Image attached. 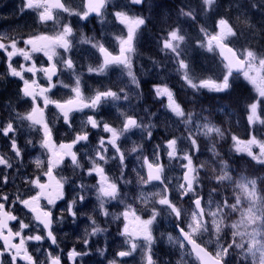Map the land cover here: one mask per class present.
I'll return each instance as SVG.
<instances>
[{"label": "snow or ice", "instance_id": "1", "mask_svg": "<svg viewBox=\"0 0 264 264\" xmlns=\"http://www.w3.org/2000/svg\"><path fill=\"white\" fill-rule=\"evenodd\" d=\"M200 3L203 14L207 15L214 10L217 0H200ZM79 7L81 10L75 11L66 7L61 0H21V6L17 9L21 17L33 16L34 22L41 25L51 22V34L49 30L20 31L19 38H16L8 32L0 33V56L4 57L7 65L5 75L19 78L22 86L17 96L24 104L30 105L29 110L23 113L17 111L12 103L7 105L9 115L6 121L0 123V137L7 141L8 150L15 160L22 161L23 149L18 143L17 134L27 122V128L38 133L39 147L47 159L46 170H43V159L36 157L34 160L36 169L42 170V175L20 176L18 167L14 169L12 158L0 153V264H65V261L84 264V258L92 255L89 238L106 232V229L88 216L91 230L86 229L84 238L78 241L81 249L72 247L65 251L60 248L55 226L62 225L65 216L75 223L78 212L83 215L81 209L90 192L94 193L98 203V209L94 211L98 210L100 215L114 221L121 220L123 224L122 229L118 230V235L124 238L123 245L111 259L106 258V264H128L127 258H134L138 248L141 264H157L152 251L155 241L152 226L158 222L161 213L173 220L178 232L176 237L169 234L168 242L173 246L178 244L180 249L191 245V252L195 253L200 264H264V175L249 176L244 169V165L251 162L264 169V140L258 139L255 134L256 125L264 126V53L258 54L251 47L230 46L240 40L242 33H238L224 17L215 20L211 25L212 30L199 26L194 38L180 23H175L163 30L156 40L159 51L174 62L173 70L180 76L182 88L191 90L192 95L186 98L188 103H196L205 91L231 96L241 86V78L254 87L255 95L250 96L251 102L244 107L245 131L249 138L241 139L229 132L232 151L244 153L250 160L244 161L241 157L239 167L230 165L222 158L218 160L219 172L212 169L214 175L211 181L217 188L232 185L233 194L214 200V195L221 194L216 188L205 192V185L201 184L200 173L205 171L207 161H199L197 154L201 152V146L198 141L200 137L224 139L225 130L209 116L203 115L207 109L202 107L200 113L186 111L174 90L168 86L166 77L160 76V83H153L151 92L154 102H158L161 109L152 112L144 107V115H141L140 105L145 97L141 81L134 71L133 57L137 54L136 45L147 30L151 16L135 13L141 9L152 13L160 8L159 0H81ZM251 7L264 14V0L252 3ZM54 9L60 10L57 16L67 14L65 19L68 22L58 25L57 16L53 15ZM106 15H110L112 20H106ZM179 16L199 24L192 10L181 8ZM71 17H76L77 24L91 22L90 17L98 19L101 24L100 37L85 36L82 29L77 35ZM106 24H112L120 34L105 31ZM249 27L254 30V26ZM83 45L89 46L85 50L88 55L100 61L95 67L91 64L87 66L88 74L107 76L109 70H119L120 76L113 82L114 87L104 85L100 90L91 88L86 81L82 84L85 73L77 71V64L70 53L74 47ZM57 50H62L64 55ZM197 50L215 54L210 66L200 67L196 64L192 53ZM40 53L46 57L47 66L44 63L38 66L37 54ZM216 56L219 57L218 61ZM14 57L22 58L24 63L17 60L18 67L14 66ZM152 63L158 73L167 70V66H162L158 60ZM64 72L71 73L74 78L72 85L61 79ZM26 74H30V78H25ZM38 74L44 78L45 84L39 82ZM125 77L128 84L120 86L119 81ZM2 79L4 76L0 75ZM129 85L133 91L131 96L126 90ZM85 87L89 88V95H85ZM59 88L69 89L70 96L51 99L49 94L55 95L53 90ZM108 104L116 109L115 117L109 111L112 122L100 112ZM121 105L124 107L121 108ZM225 109H230V105L222 103L215 110L224 115L232 114L231 111L225 112ZM85 110L92 114H86ZM161 110L182 123L187 129L186 133L176 135L165 127L162 130L166 135L159 136L161 129L153 121L159 118ZM46 112L50 115H46ZM75 113H85L79 130L73 126ZM97 116L100 118L97 119ZM57 124L67 129L69 142L56 144L54 129L56 138H59ZM137 134L139 139L133 140L132 137ZM32 143L28 139L25 146ZM129 144L130 147L127 146ZM122 145L125 147L122 148ZM254 147L257 151H253ZM210 151L213 157L220 156L215 144H212ZM194 156L198 164L194 162ZM66 158L74 171H81L82 180L91 178L95 183L76 185L67 177L58 179L54 170L60 169ZM82 160L85 162L81 163ZM174 167L181 170L179 176L169 175ZM9 169H14L16 176L9 173ZM233 172L236 173L235 177ZM132 175L135 176L138 194L131 198L132 203H126L128 193L122 194V189L132 185V179L128 178ZM17 176H20L26 190L5 191L10 178L14 183ZM42 178L47 179L42 182ZM65 185L69 186V194L75 193L71 199L66 196ZM145 186L156 190L145 192ZM137 200L144 206L151 202V207L141 208L148 215L147 219L137 214L139 206H133ZM230 200L233 202L230 203ZM41 201H44L43 205ZM114 201L123 205V211L119 214L110 213L106 208ZM185 203L187 207H184ZM17 212L20 214H15ZM237 214V220L225 224V217ZM10 222L14 223L10 226ZM227 232L231 233L230 238L222 243V233L227 236ZM203 234L209 235L210 238L202 243L213 246L212 252L193 239L194 236L202 239ZM17 239L18 242H14ZM95 252L104 257L108 252L107 240L105 247L97 248Z\"/></svg>", "mask_w": 264, "mask_h": 264}, {"label": "rangeland", "instance_id": "2", "mask_svg": "<svg viewBox=\"0 0 264 264\" xmlns=\"http://www.w3.org/2000/svg\"><path fill=\"white\" fill-rule=\"evenodd\" d=\"M7 1H9L11 4L10 0H7ZM165 1H167V2H165ZM228 2H230L231 6H233V10H238L235 14H233V16H235V17L241 16V14L245 10H247L246 8H244L246 3L243 2L242 0H236V2H234V3L231 2V0H229V1L225 2V4H223V5L219 4L217 1L216 5L214 6L213 11L215 13H217L219 11H220V13H226L229 10ZM159 3H160V8L155 9L152 13H149L148 11H145V10H142V12H136L135 13V14H141L142 13V15H144L145 17L151 16V19L149 20V23L147 25V30L144 32L142 39L137 43V51L140 53V57L144 58V60L143 61L133 60L134 71L137 70L136 69L137 63H140L143 67L147 66V75L148 76H143V77H145V78L148 77V80H147V88L148 89H150L152 86L151 80H159L160 76L166 77V81H167L168 86L174 90V92L177 95V98L183 104L186 111L191 110L195 113H200L201 108L203 107V108L207 109V111L203 112V115L209 116L212 119V112H211L212 105L210 103L212 99H215L217 101V107L221 106L222 103H227L230 105V107H232L235 101L241 100L240 97L232 96V95L231 96H225L224 94H214V93H208L207 91H205V92H202L200 94V96L197 98L196 103H188L186 98L192 95L191 90H185L182 88V81L180 79V76L178 74H176L175 71L173 70L174 69V62L171 61L170 59L166 58L165 55L159 51L158 45L156 43V40L159 39L160 35L163 34V30L167 29V27L169 25H173L175 23H180L185 29H187L188 33L193 38L197 36L199 26H204L205 28L212 30L211 25H214L215 21L212 22V20L210 19L209 14L211 13V11L207 15H204L203 11H202V5L200 3V0H198V2H197V0H159ZM181 8H183L185 11L192 10L193 14L197 17L199 24H194V23L188 21L186 18L180 17L179 11ZM71 9H73L75 11L81 10V9H74V8H71ZM252 9H254V8H252ZM253 11H255V10H253ZM130 14H132V13H130ZM66 16H67V14H66ZM155 16L160 18L162 23L166 24L163 27H159L160 30L157 32H153V31H156V29H155V27H156ZM219 18H221V17H218L216 20H218ZM70 19H71V21L76 22V17H71ZM106 20L111 21L112 17L110 15H106ZM66 22H68V21H66ZM72 26H73V24H72ZM100 26H101V24H100ZM81 29L83 31V34H85L86 29H87V24L85 22H82L81 25L79 26V28L77 30V35L80 33ZM100 30H101V28L93 27L91 29L90 37L93 35H96V37L99 38L100 37ZM104 30L108 31V32H114L116 35L120 34L112 26V24L104 25ZM5 32H8V29H6ZM10 35H12V34H10ZM12 36L19 38V36L15 35V34H13ZM255 36H256L255 31H249L246 34H243V38L240 39L234 45L238 48H240V47H251L253 50H256L253 46H251ZM105 43L107 45V42H105ZM189 43H191V41H189ZM152 47H154V49H152ZM74 48L78 49V46L74 47ZM149 50L152 51L151 53L159 52V57H156L154 55V53L149 54L150 53ZM257 53L260 54L258 51H257ZM70 54L75 55L77 64L79 67H81V63H82V60L84 57V54L81 51V49H78L77 53L71 52ZM211 54L212 53H208V52H205L203 50H197V51L192 53V55L195 57L196 64L199 65L200 67H208L211 65L209 62V60L211 61V58H210ZM77 57L81 58L82 60L80 62H78ZM15 58H14V60L17 61ZM153 60L160 61L162 66L166 65L167 70L158 73L156 68L153 66V63H152ZM87 62L89 64H91L92 66L97 65V62L94 59H90ZM14 66H18V65L16 63H14ZM64 74L66 76H68L71 73L64 72ZM6 82L11 83V81L9 79ZM241 84L248 87V90H249V93L251 94V96L255 95L253 85L249 84L247 81H243L242 78H241ZM147 94L149 95L150 93L148 92ZM50 97L52 99L51 94H50ZM1 98L2 99L0 101V112H2L1 114L3 116V121H6L8 119V115H9V110L7 108L9 99L5 93H2ZM149 100H150V97L148 96L147 102H146V107H148L150 111L157 112L158 109H161V108L152 109V104L150 103ZM244 101L248 102L247 97L244 98ZM250 102L251 101H249L248 103H250ZM29 108H28V110H29ZM121 108H123V105H121ZM225 112H229V109H225ZM239 112L244 113V110L242 108H239ZM85 113L88 115L92 114L90 112H85ZM85 113H80V114H83L85 116ZM215 113L217 115H224V114L217 112V111H215ZM225 116L227 118H233V114H229V115H225ZM245 118H246V112H245ZM145 122H147V117H145ZM153 122L157 124V127L159 129H161L160 132L162 133V136L166 135V133L162 130L165 127H167L170 130V132H175L176 135L185 134L187 131V129L184 127V125L182 123H180L178 120L171 117L170 115H165L162 110L159 113V118L154 120ZM228 128L229 127H227V126L223 127V130H225V138L224 139L211 140L210 138L200 137V139L198 141L200 143V146H201V152L197 154L199 156V161H201V156L203 154L206 155L207 158L204 161H207V164L210 165L211 169L213 167L212 163L216 164V166H218V160L221 158L225 159V155L227 154V150L230 153L233 152L232 148L230 146H228L226 144H221L222 141L229 142L228 139H230V141H231ZM255 129H256L255 134L257 135V138L264 140V126L256 125ZM239 136L241 139H245V140L249 138L248 135L246 134L245 130H243ZM20 140L26 141V140H28V138L21 136L19 141ZM133 140H137V139H133ZM231 143H232V141H231ZM56 144L59 145L58 143H56ZM212 144H215L216 150L220 154L219 157H213V155L210 151ZM1 146L7 147V144L1 145ZM127 146L130 147L131 145L129 144ZM184 146L185 145H181V147H184ZM123 147H125V145H122V148ZM1 149H0V153H1ZM7 149H8V147H7ZM253 151H257V149L254 147ZM9 153H10L11 157H13L12 153L10 151H9ZM26 158L28 159V157H26ZM31 159H33V158H31ZM193 159H194V162L198 164L199 161L196 160L195 156ZM84 162L85 161H83V160L81 161V163H84ZM18 165H19V169H22L24 167V164H22L20 162L18 163ZM216 168L219 169V167H216ZM244 169H246L245 174H247L249 176H252V175L258 176L261 173L259 171L261 169L259 168V166L255 165L254 162L246 163L244 165ZM202 172H203V174L200 173V175L202 177L201 184H204L203 181H205L207 183V185L209 186L208 189L212 188L211 184L213 187H216L217 185L211 181V177L214 175L213 171L212 172L202 171ZM205 172H207V176H205ZM180 174H181V170L178 167H174L171 170V172H169V175L179 176ZM128 178L132 179L133 183H132V185H129L127 188L122 189V194H123V192H127L129 198L126 200V203H132L131 198L135 197L138 194V192L136 190L135 176L132 175V176H129ZM86 180H88L89 182H92L93 184L95 183V180H93L91 178H86ZM226 186L232 188V185H230V184H226ZM144 190H145V192H150V191H155L156 189L152 188L151 186H145ZM20 191H23V190H20ZM65 192H67V190H65ZM217 192L219 193L218 190H217ZM232 194H233L232 191H230V193L228 195H224V196H231ZM71 196L72 195L68 194L67 197L69 199H71ZM213 199L214 200H220L221 196L220 195H214ZM88 204H93L95 206V208L98 209V203H97L96 199L92 202L87 199L85 205L82 208L83 214H85L86 205H88ZM62 206L63 205L61 204V207ZM133 206L134 207L139 206V207H137V214L141 215L142 219L148 218V215L146 214V212L141 211V208L151 207V202H149V204L147 206H144V205H141V202L139 200H137L136 204ZM184 207H187V206L184 204ZM106 208H108L110 213H114V214H119L120 212L123 211V205H120L116 201L112 202L111 204H107ZM89 216H91L93 219H95L97 221V224L101 228L106 229V232L98 234L95 237L89 238L90 239V246L92 248V255L84 258V264H106V258L111 259L114 252L116 250H118L119 248H121L123 245L124 238L118 235V230L122 229V227H123L122 221L121 220H115L114 221L110 217H103L102 215H100L98 210H97V213L89 215ZM238 218H239L238 214L236 216H227L224 218V222L226 225L231 224L232 222H234ZM157 220H158V222L152 226V234L155 238L152 251L154 253V257H159L160 255L162 256L161 260L158 259L157 264H177V262H180V264H186L187 261H191L189 259V257L187 256L185 250L180 249L178 244L176 246H173L172 244H170L168 242V235L169 234L172 235L173 237L177 236V234H175L174 231L172 230V228L174 227L173 226V220L166 218L163 213H161V216L158 217ZM78 228H82V225H80ZM86 229L88 231L91 230L89 228V226H85L81 230V232L78 234L77 237L78 238H81V237L84 238V234H85ZM241 230H243V228H241ZM225 231H227V230H225ZM161 233H164V235L161 236L160 235ZM230 235H231L230 232H227V236H225L224 233H222V236L224 237V239H222L221 242L223 243L225 239L230 238ZM194 238L199 240L202 243V241H207L210 237L208 234H203L202 239L200 237H196V236H194ZM105 240H107L108 252L106 253V255L104 257H102V256H99L96 254L95 249L104 248L105 247ZM203 245H205L208 249L213 251V246H208L206 244H203ZM81 247L82 246H80L78 248V250H80ZM164 249H165V251H163ZM177 254L180 255V257H178ZM127 259H128V264H141V255H140L139 248L137 249V252L134 254V258H127Z\"/></svg>", "mask_w": 264, "mask_h": 264}, {"label": "trees", "instance_id": "3", "mask_svg": "<svg viewBox=\"0 0 264 264\" xmlns=\"http://www.w3.org/2000/svg\"><path fill=\"white\" fill-rule=\"evenodd\" d=\"M219 4H225V2L229 1V0H217ZM243 2L246 3L245 7L247 10H245L241 16H233V14H235L238 10H233V6H231L230 2H228V7L229 10L226 13H220L217 12L215 13L214 11H211L210 15V19L212 20V22H214L218 17H224L226 19L229 20V23L233 25V27L238 31V33H242L241 38H243V34L248 33L249 31H255L256 32V36L253 39L252 45L259 53H263L264 52V14H262L260 11H258L257 9H252L251 8V4L252 3H258L259 0H242ZM167 2V1H165ZM231 2H236V0H231ZM255 10V11H253ZM222 15V16H221ZM245 21H247V23H245ZM155 24H156V31L153 32H157L160 30L159 27H163L164 23L161 22V19L155 16ZM250 25L254 26V30L253 28L249 27ZM152 49H154V47H152ZM255 50V51H256ZM256 51V52H257ZM149 54H153L151 53L152 51L149 50ZM154 55L156 57H159V52L154 53ZM215 56L214 53H212L210 55L211 61L209 60V62L212 64L213 62V57ZM216 60L218 61V58L216 56ZM232 96H238L240 97V101H235L233 106L230 107L229 111H231V113L233 114V118H227L225 115H217L215 113V109L217 108V101L215 99L211 100V112H212V121L214 123H216L218 126H220L222 129L224 126L229 127L228 131L231 134H234L236 136H239L241 134V132L243 130L246 129V118H245V111L244 113L239 112V108H242L244 110L245 104L248 103L250 101V96L251 94L249 93L248 87L241 84V86L239 88L236 89V91L232 94ZM248 99V102L244 101V98ZM240 137V136H239ZM211 140H220L219 137H214V138H210ZM229 142L226 141H222L221 144H226L228 146H230L231 148H233V145L230 141V139H228ZM241 157L243 158L244 161H249L250 158H248L245 154L243 153H236V152H232L230 153L227 150V154L225 155V159L229 162L230 165L234 166V167H239L240 163H241ZM207 158L206 155H202L201 156V161H204ZM212 169H216V172H219V169L216 168L218 166H216V164L212 163ZM212 169L210 167L209 164H206V168L205 171H209L212 172ZM211 170V171H210ZM261 173L260 175H264V169L259 170ZM203 174V172H201ZM214 174V173H213ZM233 176H236V173L233 172L232 173ZM204 185H205V192L208 191L209 186L207 185V183L205 181ZM212 188H216V190L219 191V193L221 194L220 196H224V195H228L230 193V191H232L231 187H228L225 185H223L221 188H217L213 187L211 184ZM259 184H258V188H259ZM230 203L233 201H229Z\"/></svg>", "mask_w": 264, "mask_h": 264}, {"label": "flooded vegetation", "instance_id": "4", "mask_svg": "<svg viewBox=\"0 0 264 264\" xmlns=\"http://www.w3.org/2000/svg\"><path fill=\"white\" fill-rule=\"evenodd\" d=\"M62 1L63 0H61V2ZM3 4H4V0H1L0 1V33H3L2 29L5 28V24L15 23L16 22L18 25H21V23L18 22L17 14H14V12H11V10L9 8L4 9ZM59 12H60V10L54 9L53 10V15L57 16V13H59ZM3 14H7V21L6 22H5L4 17L2 16ZM63 15L57 16V21L60 24L63 22V20L65 18ZM36 27L39 29V30H36L37 32H44L46 30H49V34H51V31L53 30L51 22H49L46 25H41V24L38 23ZM20 46H23V45H20ZM57 51L60 52V55H64L62 50H57ZM37 55L39 57V59L37 60L38 66L41 63H44V66H47L46 57H44L42 53L37 54ZM3 59H4V57L0 56V60L3 61ZM15 59L18 60L20 63H24L23 59L20 58V57H16ZM54 59L58 60V58H54ZM57 66L60 67L59 63H58ZM25 78H30V74H26ZM37 79L39 80V82L41 84H45V80H44V78L41 75L38 74ZM61 79L64 81V83L69 84L68 81H67L66 75L64 73L61 75ZM10 81H11V83L10 82H5L4 85H3V82H2V85H3L2 91H3V93H6L7 95L10 94L13 97L14 101H15V100H17L19 98L17 96V92H18L19 88L22 86V82L19 81V78H16V77H12L10 79ZM2 85L0 86V88L2 87ZM53 91L56 94L55 95L51 94V95H52V98L54 97L55 99H61L62 97L66 99L67 96L70 94L69 89H64V88H59V89H56V90H53ZM17 102H18V106H16V107L19 109L20 112H23V111L26 112L28 110V108L30 107V105H27V104L25 106H23L20 103L19 100ZM50 108L52 109V111H55L54 107H52L51 105H50ZM46 115H50V113L46 112ZM57 127L59 128V138L55 137L54 139H56V143L59 144L61 141H58V139H62L63 138L61 133L64 130V127L61 124H57ZM77 130H79V129H77ZM21 136L22 135L19 133L17 135V139H18V143L23 147L24 146V142H21V141L19 142V139L21 138ZM56 136H57V134H56ZM34 144H35V148H34V151L32 152V156L34 157L36 155H39V157L44 160L45 168L43 170H46V164H47L46 155L42 154V150L40 149L39 144H37L35 141H34ZM33 160H35V158H33ZM66 161H67V158L65 160V163H66ZM18 162H20V161H18ZM65 163L63 165H61V168L64 165L67 166L68 163H66V164ZM58 170L59 169L54 170V173H55L56 176L58 175ZM18 171H19V173H21L23 175H25V174L30 175V176H32V175H42V170L36 169L34 162L31 165L30 169H18ZM46 179L47 178H42V182H43V180H46ZM19 181H20V179L18 177L15 179V181H14L15 183H13L12 180H11L9 185L6 187L5 191L13 192V191H16L17 189L19 191L20 190L25 191L26 190L25 189V185L22 184V181H20V182ZM59 203L60 202H58V204ZM41 204L43 205L44 201H41ZM15 214L19 215L20 213L17 212ZM25 222H27V220ZM66 222L67 221H66V218H65L64 219V223L62 225H56L55 226L56 227L55 234L57 235L58 243L60 244V248L64 249L65 251L69 250V249H67V241H66V238H67V226H66L67 223ZM12 223H14V222H10V226H11ZM14 242H18V239L15 240ZM45 247H47V244H45ZM29 250L31 251V245L29 246ZM41 259H43V257H41ZM65 264H70V262L65 261Z\"/></svg>", "mask_w": 264, "mask_h": 264}, {"label": "water", "instance_id": "5", "mask_svg": "<svg viewBox=\"0 0 264 264\" xmlns=\"http://www.w3.org/2000/svg\"><path fill=\"white\" fill-rule=\"evenodd\" d=\"M190 246V248H191V245H189ZM195 254V253H194Z\"/></svg>", "mask_w": 264, "mask_h": 264}]
</instances>
